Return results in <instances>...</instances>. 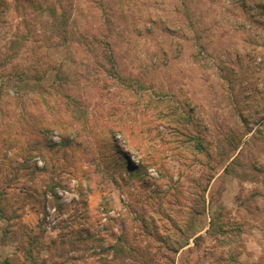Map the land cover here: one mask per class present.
<instances>
[{"label":"rangeland","instance_id":"obj_1","mask_svg":"<svg viewBox=\"0 0 264 264\" xmlns=\"http://www.w3.org/2000/svg\"><path fill=\"white\" fill-rule=\"evenodd\" d=\"M36 2L0 0V251L264 264V0ZM34 126L43 156L23 163ZM22 166L36 195L8 188ZM37 214L56 223L36 243Z\"/></svg>","mask_w":264,"mask_h":264},{"label":"trees","instance_id":"obj_2","mask_svg":"<svg viewBox=\"0 0 264 264\" xmlns=\"http://www.w3.org/2000/svg\"><path fill=\"white\" fill-rule=\"evenodd\" d=\"M26 1H27V3H31L32 7L34 6V2H35V5L36 6L39 5V3L36 2V0H31V1L26 0ZM38 7L41 8L42 6L39 5ZM35 72H33V73H35ZM46 72L44 73V75L42 77L41 76H37V75H35V76L32 75V76H34V78H28V76H27V74L25 72H20L19 73L20 77L18 79L21 80V83H23V86L25 88H30L32 86L30 84V82L39 83L42 78H45L46 77ZM60 72H61L60 70H57V72L55 71V73H56L55 74V82H54L55 84H54V86L52 85V87H50L51 90H57V88H60V86L62 85V79L61 78H68V75H64L63 76L62 74H60ZM34 85L37 86L38 84H34ZM33 91H36V90H33ZM37 91H40V92L47 91L48 92L49 91V88H46V89L45 88H42L41 90H37ZM16 93L18 94L17 91H14V96H16ZM61 124L62 123H59L58 127L61 126V127H59V129L61 130L60 133L62 135L61 141H62V143H64L65 141H68L67 140V136L64 134V132L66 130L68 131L69 134L70 133L75 134V132H72V130L69 131L68 128H67V126L65 127L63 124H62L63 126ZM48 131H49V129L38 128V126H34L33 129H32V135L25 136L24 141H23V144L21 145V148L24 147L23 149H25L26 147L31 146V148L28 149V152H30L31 154H28V155L25 156V159L23 160L24 161L23 163H26L29 159H31L32 157H35V155H41V156H43V154H41V152H40V149H41L42 141L43 140L42 139H37L35 137V134H39L40 135V134H43V133H47ZM73 131H76V130L74 129ZM21 135H23V133H21ZM20 144H21V142L18 143V145H20ZM78 146L79 147H82L81 145H78ZM128 164L130 165L129 162H128ZM38 168L39 167H36L35 166V171L40 172V170ZM11 171H12L11 172L12 174L7 176L8 188H11V185L13 184V182H17L18 183L22 179L27 184L23 188V193H26V194H29V195H36L35 190L30 185H28V183L29 184H35L36 183V180L34 179V177H31V175L34 176L33 174L28 175L27 172H26V174L25 173H22L24 171H27V169L24 166L19 167L17 169H12ZM207 183L209 184V180H208ZM57 187H59V186L56 185L55 188L52 187V189L50 190L51 195H53V198L56 199V200L58 199V196L56 194V191H54V190ZM3 191L4 190H1V193L2 194H5L6 193L5 194V197H6V195L8 194V192H6V191L3 192ZM43 193L45 194L46 193V190ZM30 259H31V256H30ZM31 261H33V260H31ZM0 264H11V263L4 261L3 263H0ZM33 264H35V263H33Z\"/></svg>","mask_w":264,"mask_h":264},{"label":"crops","instance_id":"obj_3","mask_svg":"<svg viewBox=\"0 0 264 264\" xmlns=\"http://www.w3.org/2000/svg\"><path fill=\"white\" fill-rule=\"evenodd\" d=\"M23 223L25 224V226L27 227H31V229L33 230V232H35V236H33V239L31 241H34L36 240V243L38 242V238H44L45 236V232L46 233H50V234H53L54 231L51 229V230H48L47 228V225L46 224H42V215L41 214H37L36 215V218L34 220V222H30L28 220H23ZM42 243L44 244V241L42 240ZM255 256V255H253ZM260 256H257L253 258V261L258 259ZM26 259L27 258H22L21 260L15 256V252L14 251H11V253H7L5 254L4 252H1L0 251V263H3L4 261L5 262H10L11 264H17L19 263V261H21L22 264H25L26 263Z\"/></svg>","mask_w":264,"mask_h":264},{"label":"built area","instance_id":"obj_4","mask_svg":"<svg viewBox=\"0 0 264 264\" xmlns=\"http://www.w3.org/2000/svg\"><path fill=\"white\" fill-rule=\"evenodd\" d=\"M51 196L50 195H48L47 196V198H50ZM57 208L56 207H51V206H47V212H48V218H50L51 219V217H53L54 216V214L57 212ZM47 218V219H48ZM50 223L51 224H47V228H48V230H51L52 229V225H54L56 222L53 220L52 222H51V220H50Z\"/></svg>","mask_w":264,"mask_h":264}]
</instances>
